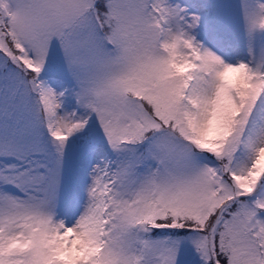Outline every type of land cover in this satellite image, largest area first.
<instances>
[{"label": "snow or ice", "instance_id": "snow-or-ice-1", "mask_svg": "<svg viewBox=\"0 0 264 264\" xmlns=\"http://www.w3.org/2000/svg\"><path fill=\"white\" fill-rule=\"evenodd\" d=\"M0 264H264V0H0Z\"/></svg>", "mask_w": 264, "mask_h": 264}]
</instances>
